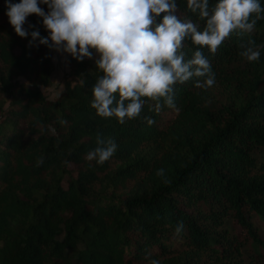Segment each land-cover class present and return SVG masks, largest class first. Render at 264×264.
<instances>
[{
    "label": "trees",
    "instance_id": "1",
    "mask_svg": "<svg viewBox=\"0 0 264 264\" xmlns=\"http://www.w3.org/2000/svg\"><path fill=\"white\" fill-rule=\"evenodd\" d=\"M176 3L203 30L187 0ZM6 12L0 0V264H264V19L215 54L186 38L185 59L201 50L215 84L177 83L175 108L142 98L120 124L91 106L95 52L69 58L72 80L51 100L54 49L29 46ZM24 28L49 35L35 14ZM248 40L257 61L240 55ZM97 133L117 145L103 164L85 159Z\"/></svg>",
    "mask_w": 264,
    "mask_h": 264
},
{
    "label": "clouds",
    "instance_id": "2",
    "mask_svg": "<svg viewBox=\"0 0 264 264\" xmlns=\"http://www.w3.org/2000/svg\"><path fill=\"white\" fill-rule=\"evenodd\" d=\"M40 4L47 5L48 11ZM5 5L15 33L21 38L31 36L29 46L38 41V45L68 53L78 62L93 59L95 52V64L103 75L93 86L91 106L100 117H116L120 124L140 115L145 104L142 98L155 101L157 112L162 107L161 99L167 107L175 108L177 83L203 77L196 80V87L215 84V73L201 50L185 59L182 49L186 38L215 54L233 32L251 33L257 20L264 19L260 0H218L211 9L209 0H187V8L206 21L203 30L175 14L176 0H5ZM32 14L42 18L48 36L41 37L39 30L29 32L24 28ZM240 48V55L249 62L259 59V46L254 40L242 42ZM96 143L85 159L103 164L113 156L117 145L103 139L100 133ZM163 174V169L157 171V175ZM183 228V223L178 222L175 233L179 235ZM151 264L160 262L152 260Z\"/></svg>",
    "mask_w": 264,
    "mask_h": 264
},
{
    "label": "rangeland",
    "instance_id": "3",
    "mask_svg": "<svg viewBox=\"0 0 264 264\" xmlns=\"http://www.w3.org/2000/svg\"><path fill=\"white\" fill-rule=\"evenodd\" d=\"M49 34V33H48ZM71 57L68 53L57 52L54 50L53 54V73H52V84L49 87H43L42 90L45 95L53 100L57 98L61 93L65 91V84L67 81L72 80L69 68V58ZM256 224L259 227L261 235L264 237V221L256 219Z\"/></svg>",
    "mask_w": 264,
    "mask_h": 264
}]
</instances>
